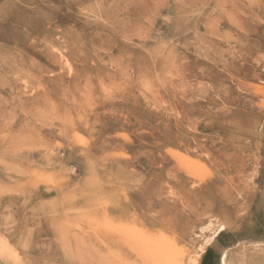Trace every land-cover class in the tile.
Listing matches in <instances>:
<instances>
[{
    "label": "rangeland",
    "instance_id": "1",
    "mask_svg": "<svg viewBox=\"0 0 264 264\" xmlns=\"http://www.w3.org/2000/svg\"><path fill=\"white\" fill-rule=\"evenodd\" d=\"M0 264H264V0H0Z\"/></svg>",
    "mask_w": 264,
    "mask_h": 264
},
{
    "label": "bare ground",
    "instance_id": "2",
    "mask_svg": "<svg viewBox=\"0 0 264 264\" xmlns=\"http://www.w3.org/2000/svg\"><path fill=\"white\" fill-rule=\"evenodd\" d=\"M222 262H225V254L222 256Z\"/></svg>",
    "mask_w": 264,
    "mask_h": 264
}]
</instances>
